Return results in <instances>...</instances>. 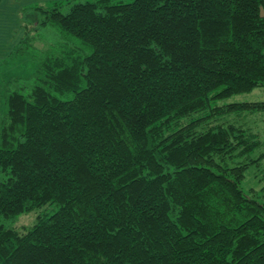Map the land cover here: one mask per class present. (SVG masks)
I'll return each mask as SVG.
<instances>
[{
	"label": "trees",
	"instance_id": "trees-1",
	"mask_svg": "<svg viewBox=\"0 0 264 264\" xmlns=\"http://www.w3.org/2000/svg\"><path fill=\"white\" fill-rule=\"evenodd\" d=\"M261 10L23 6L12 52L37 66L12 81L0 121V264H264V202L241 187L264 159L246 125L264 100L217 103L264 86Z\"/></svg>",
	"mask_w": 264,
	"mask_h": 264
},
{
	"label": "rangeland",
	"instance_id": "rangeland-1",
	"mask_svg": "<svg viewBox=\"0 0 264 264\" xmlns=\"http://www.w3.org/2000/svg\"><path fill=\"white\" fill-rule=\"evenodd\" d=\"M43 2V1H37ZM19 20V17H18ZM17 22V20H15ZM10 29L15 25H9ZM19 35L21 29H19ZM21 36V35H20ZM20 38V37H19ZM6 46V45H5ZM5 46L0 48V121H4L7 111L6 98L8 91L11 89L12 81L18 77H27L31 75L36 69V61L29 55H21L13 53L12 50L5 53ZM12 52V53H11ZM264 100V86L255 87L253 90L232 95L225 99L217 101V103H231L239 101H260ZM258 115H249V122H246L247 127L258 132L259 138L262 142L261 146L257 148L253 155L257 156L261 152L264 153V113L258 112ZM194 115L192 117H196ZM189 120L184 118L183 122ZM211 124L216 123V120H211ZM203 125V124H202ZM204 126V125H203ZM206 126V125H205ZM238 161L237 159L230 161L229 164ZM259 163H251L245 172V177L241 182L242 189L257 200L264 202V159L259 160ZM48 206H41L35 208L28 213H23L10 224L17 230L22 231L25 227L31 226L36 220L37 215L46 211Z\"/></svg>",
	"mask_w": 264,
	"mask_h": 264
},
{
	"label": "crops",
	"instance_id": "crops-1",
	"mask_svg": "<svg viewBox=\"0 0 264 264\" xmlns=\"http://www.w3.org/2000/svg\"><path fill=\"white\" fill-rule=\"evenodd\" d=\"M37 1L45 0H1L0 1V48L5 46L4 50L6 54L8 51L12 50L17 44L20 35L22 34V29L20 27V22L18 20L19 10L28 4L35 3ZM17 20V22L15 21ZM15 25L14 29L9 28V25ZM19 29H21L19 35Z\"/></svg>",
	"mask_w": 264,
	"mask_h": 264
},
{
	"label": "water",
	"instance_id": "water-1",
	"mask_svg": "<svg viewBox=\"0 0 264 264\" xmlns=\"http://www.w3.org/2000/svg\"><path fill=\"white\" fill-rule=\"evenodd\" d=\"M263 14H264V12H263V10H261V15L263 16Z\"/></svg>",
	"mask_w": 264,
	"mask_h": 264
}]
</instances>
